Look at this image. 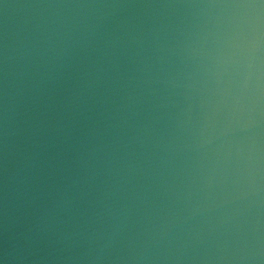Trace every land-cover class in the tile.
Listing matches in <instances>:
<instances>
[{
  "label": "water",
  "instance_id": "95a60500",
  "mask_svg": "<svg viewBox=\"0 0 264 264\" xmlns=\"http://www.w3.org/2000/svg\"><path fill=\"white\" fill-rule=\"evenodd\" d=\"M0 264H264V0H0Z\"/></svg>",
  "mask_w": 264,
  "mask_h": 264
}]
</instances>
